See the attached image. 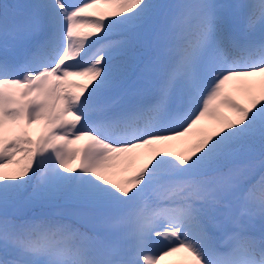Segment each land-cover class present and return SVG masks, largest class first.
<instances>
[{
  "label": "snow or ice",
  "instance_id": "6c2138e0",
  "mask_svg": "<svg viewBox=\"0 0 264 264\" xmlns=\"http://www.w3.org/2000/svg\"><path fill=\"white\" fill-rule=\"evenodd\" d=\"M176 253L264 264V0L0 3V264Z\"/></svg>",
  "mask_w": 264,
  "mask_h": 264
},
{
  "label": "rangeland",
  "instance_id": "374dc122",
  "mask_svg": "<svg viewBox=\"0 0 264 264\" xmlns=\"http://www.w3.org/2000/svg\"><path fill=\"white\" fill-rule=\"evenodd\" d=\"M234 1L235 0H231V2H234ZM15 3H25V2H24V0H18ZM73 166H75V165H73ZM126 174H129V173H126ZM183 257H184V253H176L171 257H167L164 261H161V264H162V262H168V264H177L183 259Z\"/></svg>",
  "mask_w": 264,
  "mask_h": 264
}]
</instances>
